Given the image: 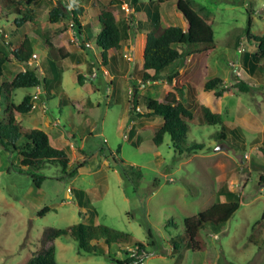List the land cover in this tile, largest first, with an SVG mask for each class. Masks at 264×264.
Wrapping results in <instances>:
<instances>
[{
    "label": "rangeland",
    "instance_id": "obj_1",
    "mask_svg": "<svg viewBox=\"0 0 264 264\" xmlns=\"http://www.w3.org/2000/svg\"><path fill=\"white\" fill-rule=\"evenodd\" d=\"M188 1L212 25L215 43L212 49L190 56L173 82L143 81L139 77L146 37L143 30L151 28L145 17L142 26L132 30L111 53L107 64L102 59L94 40L98 14L109 8L117 19L130 22L136 13L129 0H64L69 8L74 2L84 8L80 39L71 19L50 22L49 12L56 0L34 2L36 20L19 30L14 24L16 14L0 3L1 33L18 45L32 31L48 32L53 45L35 41L34 65L43 64L46 58L55 60L63 76L61 83L51 78L52 84H62L59 92L46 90V96L43 90L37 107L27 114L17 113L18 120L24 126L47 131L52 145L69 153V168L81 160L82 150L90 155V169L75 178L66 177L59 164H45L38 173L46 179L37 187L30 175L17 170L18 155L0 145V264H26L51 245L56 246L61 264H111L104 254L79 252L69 234L51 241L45 236L49 229L79 222L105 224L143 241L148 253L146 264H264V75L251 78L242 66L243 52L257 50L256 43L244 34L249 16L253 19L252 34L264 36V0ZM139 5L142 10L159 7L162 26H186L176 1L159 4L157 0H140ZM60 48L68 54L66 58ZM237 62L239 67L234 65ZM241 66L239 76L236 68ZM25 68L13 59L0 79L10 81ZM78 74L85 78L83 85L78 83ZM215 76L229 87L219 98L204 90L206 80ZM238 79L247 81L251 90L232 88ZM178 89L184 90L183 99L194 113L187 119V142L203 144L197 153H175L169 134L160 145L154 144L163 117L130 118L132 93L164 101L170 91L179 94ZM35 92L36 87L19 88L13 101L20 103L26 94ZM202 105L221 113L227 126L241 125L245 143L231 135L220 140L222 126L204 120ZM137 111L142 112L140 108ZM119 145L121 151L117 153ZM101 146L143 170L136 191L134 183L123 179L99 152ZM219 146L221 149L216 150ZM75 189L85 191L82 207ZM225 189L239 195L241 206L224 228L218 233H201L205 250L193 251L185 245L174 250L171 238L184 232V219L226 200ZM45 208L49 211L41 215ZM153 240L155 246L150 245ZM127 247L113 245L110 253L123 261L129 256L124 252ZM208 247L212 261L208 260Z\"/></svg>",
    "mask_w": 264,
    "mask_h": 264
},
{
    "label": "trees",
    "instance_id": "obj_2",
    "mask_svg": "<svg viewBox=\"0 0 264 264\" xmlns=\"http://www.w3.org/2000/svg\"><path fill=\"white\" fill-rule=\"evenodd\" d=\"M36 1L0 0V3L16 14L14 24L19 30L36 20V10L32 6ZM168 1H176V10L183 15L186 23L185 28L178 25L162 26L159 7H154L152 10H142L139 5L140 0H129L131 8L136 13L130 22L117 19L114 12L109 8L101 9L95 21L97 31L94 40L104 62L107 64L108 57L114 50L121 47L124 40L130 37L132 30L142 26L144 17L150 22L151 28L143 30L146 37L142 54V68L139 73V77L143 81L155 82L167 79L169 82H173L179 75L178 69L185 64L190 56L212 49L215 43L212 25L190 5L188 0H157L159 4ZM83 12L84 8L77 5L76 2H74L73 8H69L64 0H56V5L49 12V20L56 23L62 18L71 19L80 39L84 28L81 22ZM252 21L253 19L249 16L244 34L256 43L257 50L253 53L243 52L242 66L251 78H261L264 75V36L252 34ZM8 36L0 31V77L4 76L7 64L13 59L26 65V68L10 81L0 79V145L11 154L18 155L17 170L20 173L30 175L33 184L37 187H41L46 179V176L38 173V171L47 163L59 164L66 177L75 178L84 170L90 169L88 167L90 155L82 150L81 160L69 168L71 161L69 153L63 148L53 146L47 131L24 126L16 116L17 113L27 114L33 110V95L31 93L26 94L20 103L13 101L15 91L19 88L41 86L46 96V90L53 93L61 90L62 84L60 83L63 76L55 60L46 58L43 64L40 62L38 66L28 65L33 54H36L35 41H40L47 47H51L53 45L51 38L48 32L35 30L26 34L17 45L8 39ZM60 52L63 58L68 56V54L63 53L61 48ZM51 78L60 81V83L58 85H56L57 83L52 84ZM84 80V76L78 74V83L83 85ZM222 83L221 77L209 78L204 84V90L212 93L215 97H222L225 91L229 89L227 85ZM231 87L242 92H248L252 88L243 79H238ZM178 91L179 94L175 91L168 92L164 101H159L150 95L132 93L130 118L134 116L163 117V122L154 135V144L160 145L164 141L165 134H169L175 153H197L203 149V144L196 142L189 144L187 142L189 132L187 119H192L194 113L183 99L184 90L178 89ZM138 108L142 112L137 111ZM201 112L208 124L222 126V130L218 132L220 140H226L231 135L237 142L245 143V135L240 126H227L221 113L214 112L206 105L201 106ZM130 133L133 137L134 131L132 130ZM120 151L119 145L117 153ZM99 152L119 171L123 179L134 183L135 191L139 188L143 177L142 169L128 165L109 147L101 146ZM261 181L264 182V179ZM75 194L80 207H82L85 191L75 189ZM223 195L226 197L225 201H216L198 214L184 219V232L171 238L174 250L179 251L184 245L193 251L206 249V243L201 233L210 230L213 233L221 231L241 206V199L236 192L225 189ZM48 211L49 208H45L41 215ZM93 212L96 213V210ZM262 218L264 219V212ZM148 232L149 237L153 238L151 229H148ZM68 234L76 241L79 252L94 255L104 254L110 259L111 264H136V259L132 256L126 255L123 261L115 259L110 253L113 245L129 246L128 244H132L139 249H147L143 241L135 240L130 233L111 228L105 224L79 222L65 228L49 229L45 236L48 241H51ZM150 245L155 246V241L153 240ZM210 249L208 247L207 253L210 254L208 260L212 261L213 255ZM124 252L128 254L127 250ZM56 253V246L51 245L44 253L32 256L26 264H61L57 260ZM183 256L184 252L181 251L179 257L182 258Z\"/></svg>",
    "mask_w": 264,
    "mask_h": 264
},
{
    "label": "built area",
    "instance_id": "obj_3",
    "mask_svg": "<svg viewBox=\"0 0 264 264\" xmlns=\"http://www.w3.org/2000/svg\"><path fill=\"white\" fill-rule=\"evenodd\" d=\"M86 44H87V46L93 48V45L91 43L87 42ZM36 56H37V54H33V57L28 62V65L34 66V64L36 62ZM234 65L236 67H239L240 63L237 62V63H234ZM241 70H242V66H241V68H236V72H237V74L239 76L242 75V71ZM94 75L96 76V73ZM42 92H43L42 87L41 86H37L36 87V92L32 94L33 95V99H32V101H33V109L37 107L36 101L39 99V97L42 94ZM127 251H128V255L129 256H132V257H134L136 259V261H135L136 264H146V258L148 256V253H147L146 249H144V248L139 249V248L135 247L134 245H131V246L127 247Z\"/></svg>",
    "mask_w": 264,
    "mask_h": 264
},
{
    "label": "water",
    "instance_id": "obj_4",
    "mask_svg": "<svg viewBox=\"0 0 264 264\" xmlns=\"http://www.w3.org/2000/svg\"><path fill=\"white\" fill-rule=\"evenodd\" d=\"M220 149H221V147H220V146L216 148V150H220Z\"/></svg>",
    "mask_w": 264,
    "mask_h": 264
},
{
    "label": "crops",
    "instance_id": "obj_5",
    "mask_svg": "<svg viewBox=\"0 0 264 264\" xmlns=\"http://www.w3.org/2000/svg\"><path fill=\"white\" fill-rule=\"evenodd\" d=\"M218 113H219V112H218ZM240 126H241V125H240ZM49 136H50V135H49ZM50 140H51V137H50ZM55 147H56V146H55ZM67 196H70V195L67 194ZM224 201H225V200H224Z\"/></svg>",
    "mask_w": 264,
    "mask_h": 264
}]
</instances>
